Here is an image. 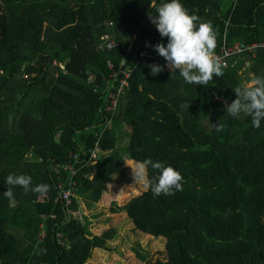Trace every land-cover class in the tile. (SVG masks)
<instances>
[{
  "label": "trees",
  "instance_id": "trees-1",
  "mask_svg": "<svg viewBox=\"0 0 264 264\" xmlns=\"http://www.w3.org/2000/svg\"><path fill=\"white\" fill-rule=\"evenodd\" d=\"M162 2L0 0V264H87L107 248L88 219L68 213L57 191L67 174L54 170L83 149L81 165L97 142L96 162L74 179L88 202H99L126 160L162 161L183 176L174 195L154 198L149 189L112 211L124 212L135 230L166 239L164 258L153 264H264V120L255 128L251 117L225 110L236 98L233 88L264 76V49L243 74L239 63L208 86L186 84L167 67L153 76L148 65L166 61L152 46L167 38L148 13L156 15L153 6ZM180 2L213 26L214 52L224 41H264V0ZM105 33L119 42L112 51L99 48ZM129 46L136 59L107 127L103 95L111 93L103 78L112 72L108 62L118 63ZM120 137L129 138L125 153ZM9 174L29 175L33 186L50 191L41 197L15 186L13 204L3 195Z\"/></svg>",
  "mask_w": 264,
  "mask_h": 264
},
{
  "label": "clouds",
  "instance_id": "clouds-1",
  "mask_svg": "<svg viewBox=\"0 0 264 264\" xmlns=\"http://www.w3.org/2000/svg\"><path fill=\"white\" fill-rule=\"evenodd\" d=\"M153 7L156 15L149 12V20L155 25L160 36L167 38L166 45L161 42L152 46L166 61V65H148L153 76L167 67L173 74L179 70V76L186 84L208 86L214 76L224 75L223 65L219 57L214 54L217 47V33L210 23L201 22V18L196 14H189L180 0H167ZM249 64L250 62L246 66L248 67ZM233 91L236 98L231 103L225 104L226 113L236 118L241 114L249 116L252 126L259 128L261 121L264 120V76H258L248 84L237 86ZM189 104L184 103L181 107L188 110ZM213 125L215 131H222V125L217 123ZM130 167L133 183L142 185L145 190L150 189L154 198L161 195L171 196L176 191L183 190L182 174L162 161L147 158ZM149 168L154 172L151 177L148 175ZM5 184L8 187L3 195L13 204L15 201L12 188L15 186L23 188L25 193L32 192L41 197L50 191L48 184L33 186L31 176L26 174H9Z\"/></svg>",
  "mask_w": 264,
  "mask_h": 264
},
{
  "label": "rangeland",
  "instance_id": "rangeland-1",
  "mask_svg": "<svg viewBox=\"0 0 264 264\" xmlns=\"http://www.w3.org/2000/svg\"><path fill=\"white\" fill-rule=\"evenodd\" d=\"M60 66L64 69L62 65ZM126 130L128 131L127 128ZM128 141V137L123 139L120 137L117 148L124 150V153L127 152ZM134 164V161H125L124 173L113 177V182L107 186V191L99 202H88L79 194L71 202L78 208L69 210V214L77 216L81 221L88 219L91 222L93 236L107 247L104 250L96 249L87 264H153L165 256V238H155L141 233L134 229L132 221L124 212L117 214L112 212L132 197L146 191L142 185L133 183L130 165ZM136 250L145 254L147 260H140L136 256Z\"/></svg>",
  "mask_w": 264,
  "mask_h": 264
},
{
  "label": "built area",
  "instance_id": "built-area-1",
  "mask_svg": "<svg viewBox=\"0 0 264 264\" xmlns=\"http://www.w3.org/2000/svg\"><path fill=\"white\" fill-rule=\"evenodd\" d=\"M118 44L119 42L111 33H106L100 36V49L112 51L116 46H118ZM226 44V41H224L220 52H214V54L219 57L223 65V69H233L236 68L239 63H241V65L243 64L242 68L240 69V73L246 69V65H248L249 60L256 56L257 51L259 49H264V41H257L251 44L236 41L231 46H227ZM135 53L133 55L132 48L129 46L124 57L118 63H115L114 61L108 62V67L112 70V72L109 75V80H107L106 77L103 78V81L107 83L106 90L111 93V95H103L105 112L110 115L106 122L107 127L111 126L113 116L115 115L119 104L121 92H123V90L128 86V78L131 74V69L136 59ZM140 55H146V51H141ZM90 80H93V76L90 77ZM116 83H119L117 88ZM95 87L96 89H99L98 85ZM114 89H117L116 94L113 93ZM99 137H101V135ZM99 151L100 148L97 142L94 148L90 147L87 150L88 153L85 151L88 156L86 159H84V163L81 165L79 164L81 160V154L84 152L83 149H81L79 152L71 151L69 153L70 161L55 165L54 170L57 174H67L65 183H59L57 186V191L58 197L61 198V200L65 203L68 213L72 199L77 196L79 184L74 179H76L78 175V170L88 162L94 164L98 158ZM57 238H60L59 234L57 235Z\"/></svg>",
  "mask_w": 264,
  "mask_h": 264
}]
</instances>
